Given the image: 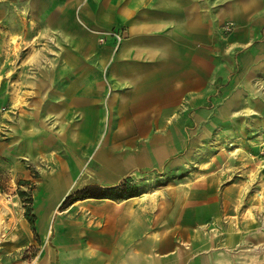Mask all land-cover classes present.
I'll list each match as a JSON object with an SVG mask.
<instances>
[{"label":"rangeland","instance_id":"1","mask_svg":"<svg viewBox=\"0 0 264 264\" xmlns=\"http://www.w3.org/2000/svg\"><path fill=\"white\" fill-rule=\"evenodd\" d=\"M87 1L36 0L28 7L26 0H0V207H9L0 220L16 236L0 240L1 259L32 262L41 249L34 201L51 177L65 180L70 174L63 168L72 173L75 166L51 218H62L82 237L85 229L105 227L117 264L132 243L153 236L174 239L166 248L174 264L204 257L209 264H264V252L236 253L262 243L254 234L264 237V221L261 234L247 227L251 215L264 213L257 208L264 204V0L237 16L233 5L241 0H206L217 18L193 39L192 54L194 66L204 67L203 83L195 71L194 93L139 105L109 99L123 92L115 85L114 59L97 62L101 75H93ZM98 37L114 55L125 38L123 29ZM40 51L45 58L35 63ZM86 185L117 187L116 197L78 198L60 209L67 194ZM182 208L191 213L186 218L197 217L191 228L173 222ZM138 225L139 237L130 242ZM232 228L242 235L229 245L224 240ZM197 229L202 241L193 246ZM213 233L220 242L211 246ZM47 243L52 247L51 237Z\"/></svg>","mask_w":264,"mask_h":264},{"label":"crops","instance_id":"2","mask_svg":"<svg viewBox=\"0 0 264 264\" xmlns=\"http://www.w3.org/2000/svg\"><path fill=\"white\" fill-rule=\"evenodd\" d=\"M34 1L36 0H26V5L34 7ZM241 1L242 5H233L235 16L244 12L245 8H255L259 4V0ZM210 4L213 5L214 2L211 0ZM86 5H89V22L92 29L90 38L93 75H101L102 70L98 69L97 62L103 61L105 65L114 59L111 66L112 74L117 77L115 85L119 92L123 91L109 99H116V102H121L122 105L127 104L128 100L132 102V105L172 103L177 100L174 96L195 92L196 82L193 81L195 71H198L197 80L203 83L204 67L199 64L198 67L194 66L192 54L193 39H200L205 34L207 20L210 25H213L217 18L214 12L216 9H213L212 13L207 11L206 0H88ZM78 19L81 22L79 17ZM63 27L68 26L66 24ZM55 29L64 31V28L55 27ZM122 29L125 38L115 55L110 46L105 44L101 47L97 44L99 34L101 35L104 31ZM64 34L69 37L65 31ZM109 38L114 41L113 37ZM116 64H119L118 68ZM74 98L75 101L81 102V97L76 95ZM63 169L70 175L61 181L70 187L77 170L75 166L72 173ZM45 186V194L34 201L38 232L35 231L37 233L35 235L41 243V249L28 264H117L116 259L110 260L109 246L112 239L110 238V241L107 239L105 227L85 229L83 232L85 236L82 237L80 231L64 224L62 218L57 216L55 217L57 220L51 218L52 214L58 210L59 199L62 198L60 195L56 200V194L59 191L56 189H60L61 186L58 185L60 187L57 188L54 186V189L47 184ZM180 211L185 214L186 209L182 208ZM175 217L173 215L172 218ZM1 219L3 220V217ZM185 219L177 224L191 228L193 224L189 221V217ZM175 220L173 219V222ZM3 224L8 233L0 240L14 241L16 236L10 233L11 226L5 220ZM134 230L136 233L134 234V231L131 233L130 242L133 240L132 237L136 235V238L139 237V225ZM179 234L183 235L186 232L182 230ZM194 235L195 232L190 241L193 246L198 243V237ZM49 237L52 238V247L47 243ZM173 240L170 238L171 243L164 238L158 241L153 236V238H145L142 242L132 243L133 248H130L129 256L126 259L123 258L121 263L174 264L170 256L166 254V248L172 247ZM205 262L210 263L208 258L204 257L202 260L195 258L191 263L186 260L185 264H205ZM0 264H6L1 256Z\"/></svg>","mask_w":264,"mask_h":264},{"label":"bare ground","instance_id":"3","mask_svg":"<svg viewBox=\"0 0 264 264\" xmlns=\"http://www.w3.org/2000/svg\"><path fill=\"white\" fill-rule=\"evenodd\" d=\"M50 35L51 34H46L45 36L48 38V39H51L52 37H50ZM45 58V56L42 54V52L40 51V52H37L36 54H34V62L35 63H39L40 62V60L41 59H44ZM231 153H232V151H231ZM233 162H235L236 160H232ZM58 185H60V186H58ZM70 185V184H69ZM47 186H50V188L52 187H54V186H56V188L57 187H60V189H56L58 192H57V194H56V200L59 198V196L61 195V197H62V195H64V193H66V191L68 190V187L69 186H66V185H64V182L63 181H60V180H58V179H50L48 182H47ZM54 189V188H53ZM156 193V191H153L152 192V195H154ZM191 196V195H190ZM45 197V196H44ZM218 197V196H217ZM54 200V199H53ZM0 201L2 202V200H1V197H0ZM41 202V201H40ZM218 202V201H217ZM259 210H262V211H264V204H259V206L257 207ZM224 209H225V207H224ZM9 211V207L7 206V205H5V204H3L1 207H0V213H2V214H6L7 212ZM41 211V210H40ZM179 212V214L178 215H176V217L175 218H172V219H178V220H184L185 219V217H186V214H191V213H189V211L188 210H186V212H185V214H183V211H178ZM42 217V216H41ZM180 218V219H179ZM197 218V217H196ZM189 219V221L190 222H192L193 220H197V219ZM257 218V219H256ZM57 220V219H56ZM186 220V219H185ZM262 221H264V213H262V214H260L259 216H257L256 217V215H251V217L249 218V222H250V224L248 223L247 224V227H250V225L251 226H254L255 228H256V230H257V232L259 231L260 232V226H259V224H261V222ZM261 231L262 232H264V230H262L261 229ZM195 232V234H197V237H198V235H200V238H198V242L200 241H202V236H201V231L200 230H195L194 231ZM249 232V231H248ZM252 232V231H251ZM215 233H213L212 234V236L210 237V241L208 242V244L209 245H216V244H214V241H215V243L216 242H220V237H219V235H217L218 233H216V235H214ZM260 234H261V232H260ZM5 235H6V230L4 229V224H3V222L0 220V239L2 240L4 237H5ZM242 235V233H240V231H234L233 230V228L232 229H230V233L227 235V237L225 238V242H226V244H229V245H234L235 244V242H237V241H239V239H240V236ZM254 237H256V240L257 241H259V240H262V243L261 244H257L258 242H254L253 244H251V245H253V247H251V248H244L243 249V251L242 250H239V251H237L236 253L237 254H241V253H246V254H249V255H251V256H255V254H257V253H259V252H264V237H261V236H258L257 237V235L256 234H254ZM246 241V240H245ZM248 242H250V240H247L246 241V243H248ZM219 244V243H218ZM246 256V255H245ZM182 258V257H181ZM254 258V257H253ZM256 260V259H255ZM216 262H218L217 264H222L223 263V261L222 260H218V261H216ZM190 263V262H189ZM247 263V262H246ZM205 264H207V262H205Z\"/></svg>","mask_w":264,"mask_h":264},{"label":"trees","instance_id":"4","mask_svg":"<svg viewBox=\"0 0 264 264\" xmlns=\"http://www.w3.org/2000/svg\"><path fill=\"white\" fill-rule=\"evenodd\" d=\"M117 187H111L110 189L102 190V191H95L96 186L95 185H86L81 189H78L77 191L67 194L63 198V202L60 205V209L63 208V206L69 205L73 202L74 200H78V198H94V197H104V198H114L115 193L117 191Z\"/></svg>","mask_w":264,"mask_h":264},{"label":"built area","instance_id":"5","mask_svg":"<svg viewBox=\"0 0 264 264\" xmlns=\"http://www.w3.org/2000/svg\"><path fill=\"white\" fill-rule=\"evenodd\" d=\"M109 35H112L115 37L118 41L121 40L120 33L119 32H109Z\"/></svg>","mask_w":264,"mask_h":264}]
</instances>
